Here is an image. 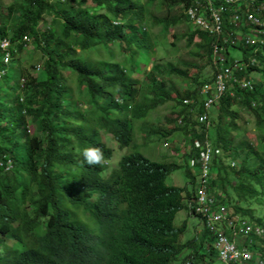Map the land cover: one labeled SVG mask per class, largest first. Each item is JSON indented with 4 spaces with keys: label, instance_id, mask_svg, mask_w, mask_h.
<instances>
[{
    "label": "trees",
    "instance_id": "1",
    "mask_svg": "<svg viewBox=\"0 0 264 264\" xmlns=\"http://www.w3.org/2000/svg\"><path fill=\"white\" fill-rule=\"evenodd\" d=\"M177 4L0 2V264H218L208 231L198 234L194 229L184 239L188 222L174 225L176 214L185 209L182 190L187 204L193 182L192 191L167 184L174 165L152 162L132 150L138 126L167 102L171 112L178 106L189 110L179 115H184L183 128L193 142L194 112L201 113L204 104L199 92L215 78L207 77V64L201 68L193 61L206 59L203 46L212 42L208 34H186L184 50L191 63L179 56L177 41L164 34L152 37L157 27L167 32L170 24L185 21L183 14L157 15ZM223 18L229 32L236 30L229 26L230 15ZM199 38L201 43L195 44ZM4 41L10 43L8 64ZM154 41L173 50L168 59L156 56ZM29 46L40 54L41 66H22L18 56ZM263 49L239 44L237 53L248 65L238 79L250 81L257 73L261 82L247 89L233 87V95L223 99L220 125L208 138L211 186L233 210L229 216L254 220L264 229ZM191 67L198 74L188 80ZM175 81L183 82L182 91ZM236 105L254 118L245 122L255 123V145L244 138L238 113L231 109ZM224 115L229 122L223 128ZM150 133L165 136L159 128ZM199 138L203 145L207 138ZM113 143L122 152L133 151L116 168ZM85 147L102 151L105 163L87 166L81 155ZM193 152L191 148L183 156L190 167L186 176L199 163ZM260 232L251 235L247 248L262 253L264 262Z\"/></svg>",
    "mask_w": 264,
    "mask_h": 264
},
{
    "label": "rangeland",
    "instance_id": "2",
    "mask_svg": "<svg viewBox=\"0 0 264 264\" xmlns=\"http://www.w3.org/2000/svg\"><path fill=\"white\" fill-rule=\"evenodd\" d=\"M1 3L8 5L12 2V0H0ZM178 10V9H177ZM176 10V12H177ZM48 19V24H50L51 18ZM244 26V20L238 21L234 24V29L233 30V35L231 37V41L226 48V57H225V66H226V74L224 76H215L213 83H211L210 86L201 91L202 95V101H204V106L205 108V117L207 116L209 119V125L210 129H212L211 134H214V131H216L217 127L220 125V119L222 117L221 113V106L223 99L227 96L228 92L230 89L232 90V85L230 84V79L232 75V67L234 66V63L236 62V57H237V49H238V44L239 41L238 39L240 38L241 31ZM45 27L44 23L41 24L40 29H43ZM178 27H181L179 25ZM182 28V27H181ZM187 29V28H186ZM264 47V46H262ZM207 47H203L204 51H207ZM219 47H217V52H218ZM162 50L167 53L166 50ZM163 51H159L158 55H164ZM181 51H184L182 48ZM263 54H264V49H263ZM218 55V54H217ZM166 56V55H165ZM179 56H181V59H187L191 63V59L189 58L188 54L185 53H180ZM21 59V64L23 67L29 68L31 66H41V58L40 54L38 51H34V49L29 46L27 49L22 52L19 56ZM196 65L199 67H205L206 64L209 67V73L207 77H213L215 74V68L217 66L216 62V56L213 59V62H210L209 60L204 59V61L195 59L193 60ZM206 62V64H205ZM12 68V67H11ZM204 71V70H203ZM191 75H196L197 70L195 68L191 69L190 71ZM255 78V83L254 84H260L261 78L260 76L256 73L252 75V79ZM175 84L177 88H179L180 91H182L183 88V82L181 81H175ZM263 87H264V82H263ZM200 93V92H199ZM212 94V95H211ZM176 98V95H173V100ZM142 98H138V100H141ZM170 102H167L163 106H159L157 108L152 109V111L149 113L147 122L142 123L138 130V135L136 139V144L134 145V148L132 150H139L142 152L146 157L150 158L151 160L154 161H161V162H166L173 164L172 161H177L178 160L174 159V157H177L179 159H183V150L185 149L182 147L183 150L180 149V146L183 143L184 138H182L183 131H180L179 128L183 127V124L181 123V120L183 119L184 115H179L183 110L187 112V109H183L182 106H178L174 112L170 111L169 108ZM214 109L212 110L211 109ZM238 108V107H237ZM212 111V112H211ZM211 115H208L210 114ZM225 116V115H224ZM254 120L252 116L245 112H240L238 114V119L237 122L239 125L242 126V128L245 130L244 133V138L247 140H250L254 145L256 144V131L254 130V122H249L246 123V120ZM170 120V121H168ZM173 120V122H172ZM160 122V131L166 133L165 136L162 135H156V136H151L148 135V132H150V129L146 128V125H151ZM197 125L195 127V130L197 133H204L205 137L206 136V130L203 128H200V123L197 121ZM32 133L34 132V128H31ZM200 136V135H199ZM215 139V135H213ZM209 141V138H207ZM109 142V141H108ZM107 142V143H108ZM211 144V141H209ZM116 151L114 152V157L112 159V167L116 168L118 166V162L120 161L121 157L127 153H132L133 151L131 148H126L123 150V152L117 147V144L113 143ZM217 149V148H216ZM179 152V154L175 152ZM193 160L199 161V163L195 164V168L192 170L191 173L186 176V170L188 167L187 161L183 162L181 161L182 169H178L177 171L173 172L171 175L167 177V184L169 185H175L176 181L175 179L180 180L179 185L181 188L184 187H189L190 191H192V186L190 185L191 181L194 184V187L196 186V183L198 184V188L201 185V180L203 178V170H206L209 165H210V153H209V146L207 145L206 139L204 140V144L202 145L201 140L196 142L195 144V150L193 152ZM192 166V162L190 164ZM190 170V168H189ZM200 175V177H198ZM195 190L196 196L193 198L194 195L190 196L188 198V204H189V210H183L179 212L177 215V218L175 219V226H180L184 222H188L189 224V229L185 233V238L188 239L186 236L189 235L190 232H192L194 229L197 230V232H200L199 234L202 233L204 230V224L199 218L198 215V207H199V201L201 198V190L198 192ZM194 193V194H195ZM182 199L183 203H185V191L182 190ZM186 204V203H185ZM261 211L264 212L263 207H261ZM233 213V210L231 211ZM261 212V213H262ZM264 214V213H262ZM263 236H260V240H258L262 246H264V239L262 238ZM183 239V240H184ZM244 237L240 238V241H242ZM218 264H223L220 260L218 261Z\"/></svg>",
    "mask_w": 264,
    "mask_h": 264
},
{
    "label": "clouds",
    "instance_id": "3",
    "mask_svg": "<svg viewBox=\"0 0 264 264\" xmlns=\"http://www.w3.org/2000/svg\"><path fill=\"white\" fill-rule=\"evenodd\" d=\"M177 1H178V4L176 6H173V8L169 12H167L165 14H164V12H162V13H159L157 15L160 18H167V17H172L175 14H183L184 17H185V21L180 23V24H177L175 26H172V24H170L169 26H171V28L169 27L170 29L167 30V32H160V27H157V30L154 31V34L152 35V37L154 35H156V34H164V35H166L169 38L170 42L177 41V49L176 50H177L178 54H180V53H185V50L181 51L182 48L183 49H188V47H187L188 38L186 37V34H189V35L190 34H194L195 31H200L201 33L208 34L210 36V38L212 39V42L208 46L203 44L204 45L203 47H207L208 48L207 49L208 55L206 57V60H209L210 62H213V59L216 56L217 66L214 69L215 70L214 76H217V75L218 76H224L226 74V66H225V57H226V53H227L226 48L228 47V45H229V43L231 41L230 39H231V37L233 35V30L231 32H229V30L227 28L228 27V22H224L223 15L224 14L225 15H230L229 26L234 27V24H235L234 21H236L239 18H241L242 14L238 13L239 12L238 10H233L231 13H228V12L227 13H222V14L219 15L220 18H221V23L219 25L216 23V25H214V28L212 29L211 26L213 25V23H212L213 22V18H212L213 11H212L211 7L216 5L218 0L214 4L211 3V2H213V0H183V1L177 0ZM176 10H177V12H176ZM236 16H238V19H236ZM198 20H202L203 24L199 23ZM242 20H244V23H245V19L242 18L241 21ZM179 25H181L182 28L178 27ZM217 27L219 29H217ZM203 41L204 40H202V42ZM238 41H239V44L242 45V43L240 42L239 39H238ZM153 43H154V45H156V48H155V51H154V53L157 52L156 56L158 58H163V59L166 58V59H168L169 55H168V58H167V54L168 53L170 54V52L173 51V50H170L169 47L166 46L165 44H159V43H156L155 41ZM199 43H201V39L200 38L195 40V44H199ZM239 44H238V46H239ZM162 47H163L164 50L167 51V53H165L162 50ZM217 47H219L218 52H217ZM160 50L164 52V55H161V56L158 55V52ZM186 53L188 54L187 51H186ZM236 58H237L236 62L234 63V66L232 67V75H231V79H230V84L232 85V90L230 89V91L228 92L227 95H233V87L235 85L239 86V88L247 89V88H252V85L255 83V78H253V79L251 78L250 81L246 80V79H243V80H239L238 79V75L237 74L242 72L244 70V68L248 64L245 63V58L240 57V54L238 55V53H237V57ZM201 61H204V59L201 60ZM252 62H254V60H252ZM6 63L8 64L9 62H6ZM205 64H206V62H205ZM191 69H192V67L188 68V70H189L188 80H190V76H193L190 73ZM197 74H198V71H197ZM210 85H211V83L205 84L202 87L201 91L203 89H205V87L207 88ZM201 91H200V96L202 97L203 94H201ZM184 103L185 104H190V101L186 100ZM205 108L206 107L203 105V111L201 113H198L197 111L194 112V125H193V131L191 132L192 133L191 136H193V142H189V135L185 132V129L183 127L179 128L180 131H183L182 138H184V140H183L182 145L180 146V149L183 150L182 147L185 148L183 150V154L184 155L191 148H192V150H195L196 142L200 141L199 135H204V138H206L204 133H197L196 132L195 127H196V125L198 123L197 121H199V123H200V128H203V129L206 130L205 133H206L207 138L210 136V133H211L212 129H210L208 117L207 116L205 117ZM211 109H212V107H211ZM213 109H214V107H213ZM231 109L233 111L237 112L238 114L241 112L237 108V105L236 106H232ZM187 111H189V110H187ZM149 113L147 114L146 119L143 121L144 123L147 122V118H148ZM208 115H211V113L208 114ZM228 122H229V120L225 116V118L223 120V128L226 125H228ZM181 123L184 125V117L181 120ZM201 124H204L205 126H202ZM140 126L141 125H139L138 128H140ZM159 127H160V122L155 123V124L153 123L151 125H146V128L150 129V131L152 129H154V128H159ZM163 134H166V133L163 132ZM148 135L156 136V135H161V134H159V133L151 134L150 132H148ZM206 142H207V145L209 146L210 157H212L213 150L211 149V144H210V142L207 139H206ZM135 151H139V150H135ZM219 152H220V149L217 148L216 149V154H218ZM175 153L179 154L178 151L175 152ZM81 155H82V158H83V162L89 167L102 166L105 163V158H104L103 152L100 151L98 148L85 147L84 149H82ZM174 159L178 160L179 162L172 161L173 164H170V163L161 162V161H154V160H151L149 158V160L152 161V162H157V163L166 164V165H174L175 166L174 167L175 170L173 172L177 171L178 169H180L182 167V165H181V161L182 160H183V162L187 161V163H188L187 170H189L190 167H189L188 160H185L184 158L183 159H179L177 157H174ZM210 163H211V158H210ZM232 165H234V163ZM187 170H186L185 173H187ZM206 171H207V173L205 174V170H203V178L201 180V185L199 186L200 188H198V184L196 183L195 190H197V188H198V192H199V190L202 189L203 186H205L206 187L205 190H206L207 196L210 197L211 200H212V204H211L212 208L214 210H218L220 208H224L225 210L228 211V213L231 212L232 210L229 209L224 203L221 202L222 194H221L220 190L219 189H213L212 186H211V182L214 179V174L212 172V165H209V167L206 169ZM198 177H200V175ZM175 181H176L175 186L180 187V185H179L180 180H178V177H177V179H175ZM194 193H195V191H194ZM193 195H194L193 196V198H194L196 196V193L193 194ZM184 205H185V209L188 210V212H190L188 202H187V204L184 203ZM185 209H183V210H185ZM183 210H180L179 212H181ZM179 212L176 214V218H177V215L179 214ZM199 217H200L201 221L204 224V230L202 231V233L204 231H206V232L208 231L209 232V230L207 228V225H205V223H204V220L202 219L201 216H199ZM235 217L240 219L241 221H247V222H249L251 224V226L253 225L256 228H259L261 231H264V229L259 224H257L254 220H250L248 218L246 219V218H244L242 216H236V215H232L231 216V218H235ZM254 217H256V214H254ZM174 225H175V223H174ZM197 233L199 234L200 232H197ZM210 235L213 237V241H212L211 244L216 249V251L218 253V258L223 264H264V262H263V260L261 258L262 253L257 254V253L251 252V250H249L247 248V246H246V250H248V253L251 256L250 260H248V261L247 260H245V261L243 260L242 262L224 261L221 258L220 250L214 246V243H215L214 236L211 233H210ZM253 235H255V234H253ZM226 236H228L231 239L232 236H233L232 231L227 230L226 231ZM250 238H251V235H250L249 239ZM263 248H264V246H263Z\"/></svg>",
    "mask_w": 264,
    "mask_h": 264
},
{
    "label": "built area",
    "instance_id": "4",
    "mask_svg": "<svg viewBox=\"0 0 264 264\" xmlns=\"http://www.w3.org/2000/svg\"><path fill=\"white\" fill-rule=\"evenodd\" d=\"M217 0L211 2L214 4ZM215 9H212L213 25L221 23L220 14L231 13L233 10H238L242 17L236 21L245 19L243 27H246L245 35H240V42L243 46L262 47L264 46V0H218ZM251 8V9H250ZM236 12V11H235ZM203 24L202 20H198ZM217 29H219L217 27ZM10 43L4 41L1 43V48L7 53L5 55V62H9L10 54L8 48ZM207 171L205 170V174ZM206 187L203 186L201 190V198L199 201L198 215L202 217L209 232L214 236V246L220 250L221 258L229 262H242L243 260H250L251 256L246 250L247 241L250 235H260V229L252 230V226L247 221H241L238 218H231L228 211L224 208L214 210L212 208V200L207 196ZM232 231L233 236L230 239L226 236V231ZM244 237L242 241L240 238Z\"/></svg>",
    "mask_w": 264,
    "mask_h": 264
},
{
    "label": "bare ground",
    "instance_id": "5",
    "mask_svg": "<svg viewBox=\"0 0 264 264\" xmlns=\"http://www.w3.org/2000/svg\"><path fill=\"white\" fill-rule=\"evenodd\" d=\"M211 8H212V9H215V8H217V7H216V5H214V6H212Z\"/></svg>",
    "mask_w": 264,
    "mask_h": 264
}]
</instances>
